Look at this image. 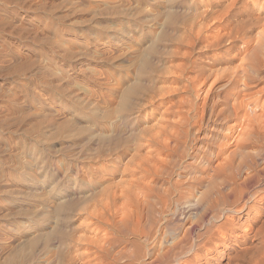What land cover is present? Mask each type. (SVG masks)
<instances>
[{"label": "rangeland", "instance_id": "rangeland-1", "mask_svg": "<svg viewBox=\"0 0 264 264\" xmlns=\"http://www.w3.org/2000/svg\"><path fill=\"white\" fill-rule=\"evenodd\" d=\"M237 1L0 0V263L127 264L146 251L139 210L158 247L198 221L146 215L156 193L198 199L230 176L238 132L218 112L244 94L264 106V0ZM241 66L246 91L224 89Z\"/></svg>", "mask_w": 264, "mask_h": 264}, {"label": "bare ground", "instance_id": "bare-ground-1", "mask_svg": "<svg viewBox=\"0 0 264 264\" xmlns=\"http://www.w3.org/2000/svg\"><path fill=\"white\" fill-rule=\"evenodd\" d=\"M244 1L246 0H242V3ZM236 2L238 1L236 0ZM231 4L233 5V2H231L230 5ZM230 8H233V6L228 7V9L225 11L230 10ZM225 11H221V14ZM224 15L225 17L226 15L229 16L227 12H225ZM220 18H222V16ZM232 20L235 22V14H233ZM241 20L244 21V18L237 20L236 23ZM220 21H222V19L219 20V22ZM141 63L143 64V66L141 67L140 72L144 75L146 73V68L149 65V61L147 60V58H143V61L141 60ZM259 66L260 63L255 65V67H259ZM240 69L243 73V76H241L242 86L239 87L235 86V74H234L232 75L231 78H229L228 82L223 85L224 89L231 87L229 88V90L235 91V93L238 94H241L242 92L246 91L245 88L248 87V83L250 81V79L247 78V74H249L250 70L248 71L247 69H244L243 66H241ZM209 75L211 74H208L207 78L209 77ZM222 76L216 75V78L214 82L211 83L210 87L216 84L217 82H220V80L223 78ZM209 91L210 89H208V93ZM256 96L257 95H253V94H244L240 96V98H235L234 101L235 103L231 104L233 109L232 111L230 108H226V109H221L218 112L219 116L225 117V119L227 120L235 119V124H234L235 130H237L238 132L237 134H235V137H233V139L235 140V147H236L235 152L233 153V155L232 153L228 155L227 157L229 158L226 159L227 160L226 163L225 164L223 163L224 165L220 166V168L223 169L222 171L223 173L231 171L230 172L231 175L224 177L221 184H217L215 181H212L210 187L207 188L205 192L204 191H201L202 193L200 192L201 197L198 199H192L189 196L190 194L187 195V192H184V190H181L179 188H176L175 192L173 193L174 196L176 197L170 196L171 195L170 193L172 192H170L168 196L161 195L160 193L159 194L156 193L155 195L156 206H158L159 209L157 210L156 207L154 209L153 205H149L148 215H146L147 221L152 223V227L159 228L161 220L154 219L156 213H158L156 214V216L159 215L163 217L166 213L172 211V207L174 205L176 206L183 205L184 209L186 207L187 209L196 211L200 214L198 221L197 222L192 221L193 223H190L187 226L183 234L180 235L179 233V236H176V238L174 237V239L171 242L169 243L166 242L167 244L165 243V246L161 242L163 246L161 245L158 247L155 244V242L158 241L157 232L154 236V231L152 230V228L142 227L143 210H139L141 212L140 213L138 212L139 214L138 215L136 214L137 216L136 215L134 216V218L137 219V221H135L136 222L135 227L132 229L130 235H132V237H135L136 239L143 240L146 251L144 255H138V254L129 253L128 250L126 249L127 252L126 251L125 252L126 254L128 253V255H126L127 257L121 256V259L127 258L129 260V263L127 264H264V167L262 165H261L262 169L261 168L258 169L257 167V159L264 155V146L260 147L258 153L255 152L256 156L251 154L252 153L251 149H250L251 153L248 151L249 150L248 146H250L251 144L258 145L261 143L263 144L264 142V106L259 105L260 98ZM2 113L5 112L2 111ZM234 158H235V164H234ZM244 171H246L248 174H246L245 177L241 178L242 177L241 175H243ZM1 184H5V183H1ZM5 193L9 195L8 191ZM175 209L178 208L175 207ZM171 213L172 212H170V214ZM200 222L206 225L204 228L202 224V227L205 229L202 232H198ZM125 223L126 222H124V224ZM130 223H133L132 218L130 219ZM132 225L134 226V224ZM129 227L131 226L129 225ZM159 231L160 230L158 229V232ZM61 235H62L61 237V241H62L64 239L62 232ZM100 238L98 239L102 240ZM98 239L97 241H95V245L101 251V247H103V245H102V241H98ZM165 241H168V239L167 240L165 239ZM140 242L141 241L139 240V243ZM149 243L152 244L154 243V246L151 245L152 247L150 248L149 246L148 248ZM112 244L113 242L110 241V245ZM0 247H2L0 249H3L4 246H1L0 244ZM12 253L10 255H12ZM10 255L8 258L11 257ZM2 261L3 264L6 263L4 262V260ZM10 263L12 264L11 261ZM109 264H115V263L111 261Z\"/></svg>", "mask_w": 264, "mask_h": 264}]
</instances>
